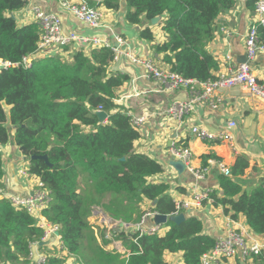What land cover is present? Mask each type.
<instances>
[{
	"label": "trees",
	"instance_id": "16d2710c",
	"mask_svg": "<svg viewBox=\"0 0 264 264\" xmlns=\"http://www.w3.org/2000/svg\"><path fill=\"white\" fill-rule=\"evenodd\" d=\"M255 2L246 0L247 9L254 11ZM86 3L117 11L121 0ZM125 4V19L131 25L161 19L158 25L166 40L153 43L152 49L155 56H163L171 72L198 81L213 77L218 65L206 48L217 17L231 10L235 0H125ZM26 5L27 0H0V59L19 64L0 72V146L10 141L13 130L14 144L28 160L29 173L48 193L41 214L59 227L63 248L83 264H167L166 252H182L184 264H200L215 240L202 233V223L195 217L179 224L168 220L162 225L167 228L163 235L136 231L129 238L124 232L115 233L126 241V259L98 244L86 220L92 207L130 223L141 216L143 200L152 202L150 210L161 215L174 212V201L167 184L149 181L162 173V167L133 151L140 135L131 117L114 111V92L128 77L109 72L113 52L108 48L88 54L75 50L70 59L67 54L38 55L25 67L22 60L35 52L39 26L18 27L11 14ZM257 34L264 46V26L257 27ZM139 36L153 41L148 28ZM67 51L68 47L61 49V53ZM99 107L107 114L103 121L96 115ZM32 156H47L48 164L30 160ZM247 167V160L238 157L232 176L220 180L222 198L214 192L211 198L225 214L243 215L250 230L264 236V183L246 194L236 181ZM3 175L0 153V189ZM42 238L43 230L36 227L33 216L0 199V264H30L29 246ZM263 256L264 250L252 258L264 264ZM63 262L49 258L46 264Z\"/></svg>",
	"mask_w": 264,
	"mask_h": 264
},
{
	"label": "crops",
	"instance_id": "0c3cea01",
	"mask_svg": "<svg viewBox=\"0 0 264 264\" xmlns=\"http://www.w3.org/2000/svg\"><path fill=\"white\" fill-rule=\"evenodd\" d=\"M83 1L98 4L101 0ZM34 8L59 15L66 32H76L85 36L98 34L112 44H115L113 35L120 36L124 41L123 49L125 51L129 50L143 59H152L159 68L169 70V65L163 62V56H155L152 49L153 43L166 40V36L158 25L161 19L159 18L155 25L146 21L139 25L129 24L125 19L127 11L125 0H121L117 11H109L103 7L97 8L103 15L102 27L97 32L87 28L68 11L63 10L59 0H27L25 8L11 14L18 27L37 24L32 13ZM255 20V13L247 9L246 0H235V5L231 10L225 11L217 17L213 39L206 48L218 65V69L212 72L213 77L226 73L229 67L236 68L249 62L247 61L244 39ZM145 28L151 31L153 41H147L139 36V32ZM68 48L67 53H61L60 50L57 54L61 56L67 54V59H70L68 58L70 52L75 51L76 48L72 46H68ZM250 68L259 82L264 84L263 52L257 53L250 62ZM109 72L128 77L127 81L114 92L113 103L116 106L114 111L123 112L131 119L144 118L143 124L137 129L140 136L133 144V151L153 159L162 167V173L149 178V181L167 184L169 186L167 193L174 202L184 201L188 192L195 185L199 189H210L217 195V198H222L220 180L224 176L218 170L217 164H223L232 172L238 157L244 158L248 162V167L236 180L242 185V191L249 194L254 188L264 183V102L254 98L238 86L221 89L214 93L215 99L220 101L217 108L213 109L208 102L195 104L193 110L189 111L183 122L178 125L166 115V111L173 101H189V94L186 90H164L159 82L145 78V71L141 65L130 63L125 56H121L117 61H112ZM231 121L236 123L233 131L234 148H230L225 143L201 142L190 132L193 126H198L207 132L219 133ZM10 132V141L0 146L4 172L1 191L4 196H35L38 192L39 179L33 175L26 176L21 173L28 170V160L15 146L13 130ZM172 143L191 150L193 155L191 166L206 169L202 181L196 182L187 171L179 172L172 165L173 162H176L168 152ZM152 206V202L143 200L140 207L141 212L144 214ZM96 208H100V210H93L91 219L87 223L98 244L106 252L118 256L119 259H126L129 256V251L125 247L126 241L121 237H116L115 233L124 232L130 238L138 229H149L155 226L153 219H150L139 227L143 214L136 221L125 223L113 219L101 207ZM187 217H195L200 220L202 233L215 241L224 238L230 231H243L252 236L260 245H264V236H253L243 215L233 218L229 212L225 214L219 204L203 203L185 213V218ZM161 225L159 234L163 235L167 228ZM103 236L107 241H103ZM60 238V235H54L47 241L37 244L38 253L48 259H62L63 264H83L78 256L72 255L74 258L72 261L68 255H65ZM163 259L167 264H184L182 252H166ZM218 264L260 263L252 257L242 259L238 255L232 259L219 261Z\"/></svg>",
	"mask_w": 264,
	"mask_h": 264
},
{
	"label": "built area",
	"instance_id": "2783aa9c",
	"mask_svg": "<svg viewBox=\"0 0 264 264\" xmlns=\"http://www.w3.org/2000/svg\"><path fill=\"white\" fill-rule=\"evenodd\" d=\"M59 4L63 10L68 11L76 20L82 22L87 28L98 31L102 27V12L97 8H92L83 0H59ZM33 16L39 26V39L35 52L28 57L23 58L22 65L28 67L33 58L38 55H55L62 48L72 46L78 49H99L108 48L113 52V61H117L121 56L128 58L130 63L141 65L145 71V78L153 79L161 85L164 90L178 91L186 90L189 94L188 102L173 101L167 108L166 115L176 124L180 125L188 112L193 110V106L200 102H208L214 109L217 108L220 101L216 100L214 93L221 89L241 87L246 90L254 98L264 102V84L259 82L255 74L250 68V62L255 58L258 52L264 53V46L260 43L257 34V27L264 26V0H256L254 13L255 22L250 26L245 35L244 44L247 52V61L245 64L236 68H230L224 74H218L205 81L185 79L169 70L159 68L152 59H143L140 56L123 49L124 41L120 36L113 35L115 44L107 39L101 38L98 34L93 36H85L76 32H66L63 28L62 19L59 15L52 12H44L39 8L32 10ZM11 17L15 20L14 16ZM19 64H11L8 61L0 59V72L10 67H16ZM102 111L101 107L97 112ZM144 122V118H132V125L138 129ZM236 127L235 122H228L223 130L219 133H210L206 130L193 126L191 134L201 142L209 143H225L230 148H234L233 131ZM169 154L176 160L181 161L187 171L196 182L204 179L206 169H198L191 166L193 158L189 148L179 144L172 143L168 149ZM218 170L224 178H230L232 172L223 164H217ZM24 175L30 176L28 170H24ZM38 192L31 197L4 196L0 189V199H7L14 207L24 208L35 219L36 227L43 230V238L40 242L47 241L52 236L59 235V227L50 224L42 216L41 211L48 203V193L43 189V185L37 184ZM213 191L210 189H199L197 185L191 188L186 195V199L182 202H174V212L169 216H176L190 212L194 207H199L203 203H213L211 198ZM158 213L147 210L141 217L139 227L145 221L153 219ZM159 226L155 225L149 229H138L141 234H159ZM162 226V225H161ZM253 236H257L252 232ZM61 241V238H60ZM34 242L29 246L28 261L30 264H46L48 258L38 253L37 244ZM62 244V242H61ZM264 245H260L252 236L243 231H230L224 238L215 241L213 248L200 258V264H218L219 261L232 259L240 256L242 259H250V257L259 255ZM65 248H63L64 250ZM65 255H68L72 261V254L65 249Z\"/></svg>",
	"mask_w": 264,
	"mask_h": 264
},
{
	"label": "water",
	"instance_id": "95a60500",
	"mask_svg": "<svg viewBox=\"0 0 264 264\" xmlns=\"http://www.w3.org/2000/svg\"><path fill=\"white\" fill-rule=\"evenodd\" d=\"M159 18H154L151 20V24L155 25ZM96 115L100 121H103L104 119L107 118V114L104 111L96 112ZM36 159H41L43 160L46 164H48V159L47 156H32L30 160H36ZM172 165L177 168V170L180 172L185 171V166L181 161H176L173 162ZM155 203V202H154ZM168 220H173L175 223L179 224L185 220V215L184 214H179L176 216H167V215H161L157 214L153 218V222L155 225H163L165 224Z\"/></svg>",
	"mask_w": 264,
	"mask_h": 264
},
{
	"label": "rangeland",
	"instance_id": "374dc122",
	"mask_svg": "<svg viewBox=\"0 0 264 264\" xmlns=\"http://www.w3.org/2000/svg\"><path fill=\"white\" fill-rule=\"evenodd\" d=\"M95 49V48H94ZM78 50H82L84 53H86V54H88V52L90 51V50H92V49H90V50H85V49H78ZM142 204H143V201L141 202V204H140V207L142 206ZM96 207H98V206H94V207H92V209H91V212H90V214L88 215V217H87V222L91 219V216H92V211L93 210H100V208H96ZM143 214V213H142ZM88 224V223H87ZM89 226V225H88ZM94 234V233H93ZM101 237H102V235L99 237L100 239H101ZM103 241L105 242V241H107L106 240V238H105V236H103ZM100 243V242H99ZM101 244V243H100ZM104 244V243H103Z\"/></svg>",
	"mask_w": 264,
	"mask_h": 264
}]
</instances>
